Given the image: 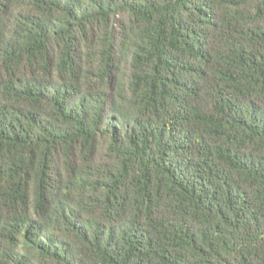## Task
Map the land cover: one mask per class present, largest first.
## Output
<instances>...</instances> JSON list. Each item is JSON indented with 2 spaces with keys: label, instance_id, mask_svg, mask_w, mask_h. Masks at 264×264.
Segmentation results:
<instances>
[{
  "label": "trees",
  "instance_id": "trees-1",
  "mask_svg": "<svg viewBox=\"0 0 264 264\" xmlns=\"http://www.w3.org/2000/svg\"><path fill=\"white\" fill-rule=\"evenodd\" d=\"M0 264H264V0H0Z\"/></svg>",
  "mask_w": 264,
  "mask_h": 264
}]
</instances>
